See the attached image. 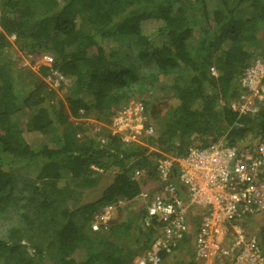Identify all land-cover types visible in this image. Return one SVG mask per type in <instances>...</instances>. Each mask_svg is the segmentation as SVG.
Wrapping results in <instances>:
<instances>
[{"label": "trees", "instance_id": "trees-1", "mask_svg": "<svg viewBox=\"0 0 264 264\" xmlns=\"http://www.w3.org/2000/svg\"><path fill=\"white\" fill-rule=\"evenodd\" d=\"M246 8L252 14L241 18ZM197 26L198 39L189 47ZM118 37L133 39L130 48L148 59L149 72L138 75L125 66ZM15 50L33 60L51 57L64 103L51 101L39 78L28 89L21 86ZM258 57L264 58V0H0V263L134 264L153 235L140 230L141 210L132 208L150 180L132 181V171L144 169L155 179L160 153L183 155L204 138L225 136L229 145L248 134L264 138V104L252 116L230 107L239 78ZM177 72L188 75L186 84L164 85ZM133 98L154 122L146 142L153 151L67 120L65 106L70 117L91 111L107 125ZM236 122L240 128L233 129ZM51 129L57 146L38 145ZM20 169L25 174L18 175ZM104 174L110 178L100 197L81 203ZM118 200L125 206L109 229L91 232L93 214ZM113 233H126L128 241L91 238ZM173 253L162 255L164 263Z\"/></svg>", "mask_w": 264, "mask_h": 264}, {"label": "built area", "instance_id": "built-area-1", "mask_svg": "<svg viewBox=\"0 0 264 264\" xmlns=\"http://www.w3.org/2000/svg\"><path fill=\"white\" fill-rule=\"evenodd\" d=\"M8 40L13 41L14 36ZM28 57L45 64V84L59 86L60 73L52 67L50 56ZM210 72L217 75L214 68ZM263 76L264 65L257 58L238 80L239 93L230 104L234 112L251 116L258 112L263 97L256 89ZM102 126L103 130L99 127L92 132L99 136L106 131L123 145L153 151L145 142L154 135L155 125L139 99L130 100ZM232 128L238 129L240 124L236 122ZM99 144H105L104 137ZM160 155L154 161L155 179H148L144 169H135L130 175L132 181L150 180L152 185L139 194L137 207L142 206L140 230L150 231L153 237L134 264H164L163 254L186 244L192 251L187 264H264V138L248 135L229 145L222 136L190 145L180 156ZM123 206L121 200L104 205L92 216L91 232L107 231Z\"/></svg>", "mask_w": 264, "mask_h": 264}, {"label": "rangeland", "instance_id": "rangeland-1", "mask_svg": "<svg viewBox=\"0 0 264 264\" xmlns=\"http://www.w3.org/2000/svg\"><path fill=\"white\" fill-rule=\"evenodd\" d=\"M193 12H195V15H198L196 13V8ZM251 14H252L251 8H246L242 11V13L240 14V17L241 18L250 17ZM197 19H199V18H197ZM197 27L198 28L195 29L194 34H192V36L189 37V40H188L189 47H192L198 39V36L200 33V32L198 33V30H199L200 26H197ZM260 35L261 34H258V36H260ZM117 40H118L119 46L121 48V54H122L121 57H124V55L126 54V58H125L124 62L126 64L125 66L129 70L137 73L138 75L145 74L146 72H149L151 70V68H152L151 63H149L148 59L146 57H141L138 53L139 51H137L136 49L130 48V45L133 43V39L131 37H118ZM9 42L11 43L13 41L9 40ZM12 47L14 49V46H12ZM15 53H16V60H15L14 66L16 69V74L18 75V77L20 79V84L24 89H28L29 87H31V84H33V82L35 81V78H39L43 82H45L46 77H47V73L45 71V73L43 74L41 71V68H45L44 67L45 64L43 62H41L40 60H36L35 62H32V60L29 59V57H28L29 53H27V52L16 51ZM258 58L261 60L262 65H264V58H262V57H258ZM263 79H264V76L261 80L260 86L256 89L257 92L260 95H262V97H263V99H261V101H259V107L264 104V83H262ZM187 81H188V75L186 73L177 72L176 74L169 75L168 77L164 78L163 83H164V85H167V86H170V84L185 85ZM59 89H60V86L55 88L53 86L47 85L45 93H47L49 95V98L51 101L54 98H59V99H61V101L63 100L62 102L64 103V96L60 93ZM78 95L82 96L81 92H79ZM247 95H249V93H247ZM236 99H237V97L232 102H234ZM84 100L86 102H92L91 97H87V98L84 97ZM66 110H68V108H66V106H65V112L67 113V120L73 126L79 125L80 123H84L85 125H88L92 131L95 129H98L99 127L101 130H103L102 125H105V124H103L102 122L97 120L96 117L93 115V113L90 110H89L90 111L89 114H87L86 117L79 116L77 118L70 117ZM79 115H80V113H79ZM24 118H25V115H22L20 117V124L22 126L24 125ZM162 122H163L162 119L157 120V124H159V125H161ZM80 134L82 135V133H80ZM249 136H251V135H249ZM252 137H253V135H252ZM210 140H211V138H207V139L204 138L202 140V143L208 142ZM57 141H58L57 135H56V131L54 129L49 130L44 136H41L40 138L37 139L38 145H40V146L45 145V146H48L50 148H55L58 144ZM145 144H146V142H145ZM196 144H198V143H196ZM137 146H141V145H137ZM17 174L22 175V174H25V172H24V170L20 169L19 171H17ZM109 178H110V175L107 176L104 174L103 178H101L100 183L96 187H94L91 190L84 191V193L81 195L82 196L81 203H87V202L95 201L97 198H99L101 195V191L103 189V186L106 185L107 180ZM151 186H152L151 184H148L144 189H149ZM137 204L138 203L136 201V203H134L132 205V208L133 209L137 208ZM137 209H140V207H138ZM133 216L136 217L135 213H133ZM146 233L151 234L150 231H147ZM91 238L93 240L103 239L106 241H113V240L114 241H125V242L128 241V237H127L126 233H113V234H110L109 236L105 235L104 237H102L101 235H100V237H96V236H94V234H92ZM191 255H192V251L190 250L189 245L188 244L182 245L179 250L175 251L172 254V256H173L172 260L166 261V263H164V264H167L169 262L173 263L176 261H180L181 264H187L190 260ZM46 264H50V261H46Z\"/></svg>", "mask_w": 264, "mask_h": 264}, {"label": "clouds", "instance_id": "clouds-1", "mask_svg": "<svg viewBox=\"0 0 264 264\" xmlns=\"http://www.w3.org/2000/svg\"><path fill=\"white\" fill-rule=\"evenodd\" d=\"M215 70V69H214ZM217 74V73H216ZM214 76V75H213Z\"/></svg>", "mask_w": 264, "mask_h": 264}, {"label": "water", "instance_id": "water-1", "mask_svg": "<svg viewBox=\"0 0 264 264\" xmlns=\"http://www.w3.org/2000/svg\"><path fill=\"white\" fill-rule=\"evenodd\" d=\"M142 206H140V208H141Z\"/></svg>", "mask_w": 264, "mask_h": 264}]
</instances>
